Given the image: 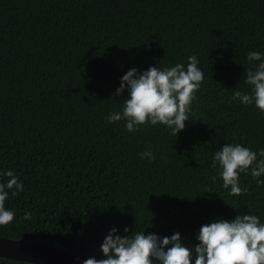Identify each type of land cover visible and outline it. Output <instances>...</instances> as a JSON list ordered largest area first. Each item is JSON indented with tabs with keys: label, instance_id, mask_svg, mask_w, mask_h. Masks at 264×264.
Returning <instances> with one entry per match:
<instances>
[{
	"label": "trees",
	"instance_id": "obj_1",
	"mask_svg": "<svg viewBox=\"0 0 264 264\" xmlns=\"http://www.w3.org/2000/svg\"><path fill=\"white\" fill-rule=\"evenodd\" d=\"M249 51L264 52V0H0V183L11 170L23 184L5 201L15 215L0 236L84 260L102 258L112 227L179 232L193 245L218 217L264 223V183L241 173L247 191L232 195L212 167L225 143L264 148V112L230 99L250 90ZM190 55L208 78L176 137L159 123L129 132L124 119L107 121L123 107L126 91L114 92L130 67Z\"/></svg>",
	"mask_w": 264,
	"mask_h": 264
},
{
	"label": "clouds",
	"instance_id": "obj_2",
	"mask_svg": "<svg viewBox=\"0 0 264 264\" xmlns=\"http://www.w3.org/2000/svg\"><path fill=\"white\" fill-rule=\"evenodd\" d=\"M252 67L244 70V82L250 90L235 89L230 99L243 105H253L264 112V52L249 51L246 56ZM195 55L186 63L170 67L149 66L138 71L130 67L119 80L114 95L127 93L120 111L107 115L109 123L125 120L127 131H136L148 123L165 126L176 137L184 129L191 111L195 92L208 78L200 68ZM141 158H154L151 150L139 154ZM212 167L219 169L222 186L232 195L246 192L239 182L241 173L250 172L256 182L264 176V148L252 150L240 143H225L214 151ZM7 180L0 183V225L13 220L14 211L5 207L10 192L15 196L23 191V184L11 170L3 173ZM216 177H212L215 181ZM25 212L24 218L30 219ZM129 233L127 226L121 229ZM197 243L186 245L179 232L159 236L154 232L132 231L120 235L116 227L108 230L99 246L102 258L89 257L82 264H264V223L254 214H237L234 218H216L199 227Z\"/></svg>",
	"mask_w": 264,
	"mask_h": 264
},
{
	"label": "water",
	"instance_id": "obj_3",
	"mask_svg": "<svg viewBox=\"0 0 264 264\" xmlns=\"http://www.w3.org/2000/svg\"><path fill=\"white\" fill-rule=\"evenodd\" d=\"M0 257L33 264H82L83 261L66 248L4 236H0Z\"/></svg>",
	"mask_w": 264,
	"mask_h": 264
}]
</instances>
